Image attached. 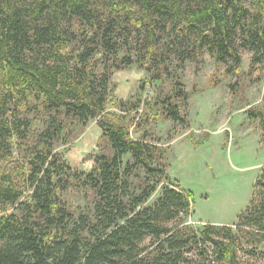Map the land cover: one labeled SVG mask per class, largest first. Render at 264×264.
Masks as SVG:
<instances>
[{"label":"trees","instance_id":"obj_1","mask_svg":"<svg viewBox=\"0 0 264 264\" xmlns=\"http://www.w3.org/2000/svg\"><path fill=\"white\" fill-rule=\"evenodd\" d=\"M241 52L264 71V0H0V264H264V166L233 224L193 225L158 137L128 133L158 114L184 127V64L232 75ZM133 66L158 91L115 103ZM90 121L103 146L77 170L56 145Z\"/></svg>","mask_w":264,"mask_h":264},{"label":"rangeland","instance_id":"obj_2","mask_svg":"<svg viewBox=\"0 0 264 264\" xmlns=\"http://www.w3.org/2000/svg\"><path fill=\"white\" fill-rule=\"evenodd\" d=\"M241 59L232 75L208 54L200 63L184 64L180 72L188 94L181 112L187 122L184 127L158 114L148 124L140 121L138 127L132 121L128 128L129 138L136 139L144 129L153 139L158 137L155 144L166 151L169 177L192 195L193 211L187 222L193 225L233 224L248 204L252 185L264 166V71L253 68L248 72L249 53L241 52ZM143 81L148 82L143 85ZM111 85L115 103L134 100L140 94L143 104L153 99L159 84L133 66L114 72ZM160 90L167 92L162 86ZM124 110L109 105L106 113L125 116ZM142 111L140 107L133 114L141 116ZM248 111L257 117L252 119ZM102 146L100 130L90 121L82 129L76 126L75 134L56 145V151L72 168L88 170L92 155ZM69 199L81 203L76 195Z\"/></svg>","mask_w":264,"mask_h":264},{"label":"water","instance_id":"obj_3","mask_svg":"<svg viewBox=\"0 0 264 264\" xmlns=\"http://www.w3.org/2000/svg\"><path fill=\"white\" fill-rule=\"evenodd\" d=\"M224 1H225L226 4L229 2V0H224Z\"/></svg>","mask_w":264,"mask_h":264},{"label":"built area","instance_id":"obj_4","mask_svg":"<svg viewBox=\"0 0 264 264\" xmlns=\"http://www.w3.org/2000/svg\"><path fill=\"white\" fill-rule=\"evenodd\" d=\"M148 92H150V89H148Z\"/></svg>","mask_w":264,"mask_h":264},{"label":"crops","instance_id":"obj_5","mask_svg":"<svg viewBox=\"0 0 264 264\" xmlns=\"http://www.w3.org/2000/svg\"><path fill=\"white\" fill-rule=\"evenodd\" d=\"M212 140V139H211Z\"/></svg>","mask_w":264,"mask_h":264}]
</instances>
